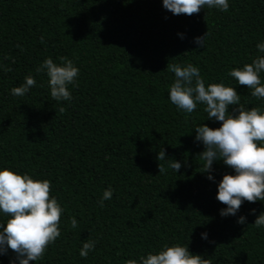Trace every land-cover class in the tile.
<instances>
[{"label": "trees", "instance_id": "obj_1", "mask_svg": "<svg viewBox=\"0 0 264 264\" xmlns=\"http://www.w3.org/2000/svg\"><path fill=\"white\" fill-rule=\"evenodd\" d=\"M228 2L227 12L205 7L188 16L163 0H0V170L49 180L63 208L60 237L29 264H140L177 244L210 264H264V227L253 225L264 201L221 216L218 184L235 172L218 160L213 180L202 173L195 128L221 122L207 119L203 104L187 114L169 99L175 74L167 65L192 64L206 86L234 87L246 110L264 111V98L228 75L264 55L256 48L264 43V0ZM206 32L201 48L195 38ZM49 57L79 68L71 101H54L46 73H36ZM29 75L36 85L12 95ZM162 148L181 163L177 173L157 160ZM109 187L112 199L101 207ZM7 219L0 213V223ZM87 240L95 248L82 258ZM14 260L11 249L0 255V264Z\"/></svg>", "mask_w": 264, "mask_h": 264}, {"label": "clouds", "instance_id": "obj_2", "mask_svg": "<svg viewBox=\"0 0 264 264\" xmlns=\"http://www.w3.org/2000/svg\"><path fill=\"white\" fill-rule=\"evenodd\" d=\"M163 6L174 15L191 16L201 9L216 8L227 12L228 0H163ZM207 32L195 38L199 47L204 46ZM44 37H41V43ZM19 47V45L17 46ZM256 48L264 53V43H258ZM57 64L51 57L45 59L36 68V73H46L50 95L54 101H71L69 86H78L76 81L79 68L67 57H60ZM167 70L175 74V80L169 89V99L183 113L191 114L198 104L205 105L207 119L221 122L218 128H210L202 124L195 128L196 141L204 145V151L198 156L206 163L202 173H208L207 178L213 180V162L223 160L224 164L233 169L235 174H225L218 184L217 200L226 205L220 212L221 216L236 215L244 201L254 203L264 201V111L260 108L246 110L240 104V95L231 86L224 83L205 85L198 67L188 64H168ZM6 71H11L7 68ZM264 73V55H258L251 63L242 68H233L228 73L236 79L239 85L251 89V95L257 99L264 98V83L261 74ZM36 85L33 76L25 77V82L11 89L14 96H24ZM238 105L229 112V106ZM63 112L64 108L61 107ZM235 113V114H233ZM157 160H168V166L176 173L182 165L172 159H166L162 148L157 154ZM159 173L165 174L163 164H158ZM51 183L47 179H34L28 174L4 168L0 170V213L8 217L6 224L0 223V255L7 254L11 249L15 260L11 264H29L30 261L41 260L48 249L61 235L60 220L63 208L56 198L50 196ZM114 189L109 187L103 192L98 203L104 206V200H111ZM253 213L255 210H252ZM246 218L241 216L238 223L244 224ZM253 225L264 227V213H261ZM72 228L78 226L75 218H71ZM207 239V235L203 234ZM95 241L83 242L80 256L87 258L95 248ZM126 264H137L136 260H128ZM140 264H210L201 255L190 253L187 246L179 244L164 246L157 254L149 253L140 258Z\"/></svg>", "mask_w": 264, "mask_h": 264}]
</instances>
